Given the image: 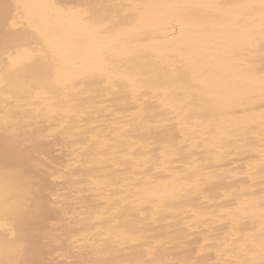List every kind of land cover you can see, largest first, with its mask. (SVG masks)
Returning <instances> with one entry per match:
<instances>
[{
    "label": "clouds",
    "instance_id": "9594fccd",
    "mask_svg": "<svg viewBox=\"0 0 264 264\" xmlns=\"http://www.w3.org/2000/svg\"><path fill=\"white\" fill-rule=\"evenodd\" d=\"M31 6L42 55L0 32V264H264V0Z\"/></svg>",
    "mask_w": 264,
    "mask_h": 264
},
{
    "label": "bare ground",
    "instance_id": "6f19581e",
    "mask_svg": "<svg viewBox=\"0 0 264 264\" xmlns=\"http://www.w3.org/2000/svg\"><path fill=\"white\" fill-rule=\"evenodd\" d=\"M31 3L32 0H9L8 11L0 21V32H6L9 38L5 48V58L13 70L31 64L36 57L42 55L48 39L47 33L38 23V18L45 16L46 13L42 9L32 7ZM225 25L231 27L228 24ZM225 31L236 34L234 29H225ZM3 45L4 39L0 38V46ZM207 60L210 61V59ZM34 102L37 105H45L52 111L58 103L55 98L47 96H38ZM14 115V113L10 114V118ZM10 231V222L0 220V242L9 238Z\"/></svg>",
    "mask_w": 264,
    "mask_h": 264
},
{
    "label": "flooded vegetation",
    "instance_id": "af4514ba",
    "mask_svg": "<svg viewBox=\"0 0 264 264\" xmlns=\"http://www.w3.org/2000/svg\"><path fill=\"white\" fill-rule=\"evenodd\" d=\"M226 28L227 26L223 25V27H221L219 31H217L207 39L205 45L201 50L202 57H206L207 59H210V61H212L227 44L235 41L236 39H239V37L234 38L232 35H230L231 33H233L232 31H229V33L226 32Z\"/></svg>",
    "mask_w": 264,
    "mask_h": 264
},
{
    "label": "rangeland",
    "instance_id": "374dc122",
    "mask_svg": "<svg viewBox=\"0 0 264 264\" xmlns=\"http://www.w3.org/2000/svg\"><path fill=\"white\" fill-rule=\"evenodd\" d=\"M223 27V26H222ZM226 29H229V30H231V29H233L232 27H227ZM230 35H232L234 38H238L239 36L237 35V34H235V33H231Z\"/></svg>",
    "mask_w": 264,
    "mask_h": 264
}]
</instances>
